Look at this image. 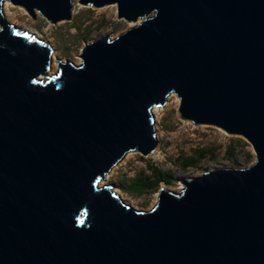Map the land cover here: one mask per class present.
Listing matches in <instances>:
<instances>
[{"label": "water", "instance_id": "water-1", "mask_svg": "<svg viewBox=\"0 0 264 264\" xmlns=\"http://www.w3.org/2000/svg\"><path fill=\"white\" fill-rule=\"evenodd\" d=\"M4 1L71 19L70 0H0V264H264V0H78L138 21L51 75L50 45L7 23ZM170 93L255 160L138 210L99 182L154 150L151 109Z\"/></svg>", "mask_w": 264, "mask_h": 264}, {"label": "rangeland", "instance_id": "rangeland-1", "mask_svg": "<svg viewBox=\"0 0 264 264\" xmlns=\"http://www.w3.org/2000/svg\"><path fill=\"white\" fill-rule=\"evenodd\" d=\"M9 3V2H8ZM71 19L55 24L47 22L35 13L30 17L21 7L11 6L5 20L20 32L47 42L52 51L48 75L57 71L55 60L80 62V47L91 40L108 35L113 38L133 26L136 21L116 17V7L108 4L93 8L70 0ZM43 78V75H39ZM178 98L168 94L163 106L153 110V127L156 145L146 156L129 151L106 173L99 184L109 185L123 202L138 210H148L156 202L158 189L179 191L181 180L220 167L243 168L255 160L250 144L239 135H231L213 125H194L181 119L177 113ZM200 154H202L201 157ZM197 159L195 166L181 167L185 157ZM149 166H155L169 174V183L159 182L153 191L136 190L129 185L148 176Z\"/></svg>", "mask_w": 264, "mask_h": 264}, {"label": "trees", "instance_id": "trees-1", "mask_svg": "<svg viewBox=\"0 0 264 264\" xmlns=\"http://www.w3.org/2000/svg\"><path fill=\"white\" fill-rule=\"evenodd\" d=\"M202 154H200L199 157H201ZM197 159L194 157H185V159L181 162V167L186 166H195ZM149 175L144 176L143 178H140L138 180L133 181L131 185H129V188L132 189L135 188L136 190L141 191H153L159 184V182L169 183L170 177L169 174L161 170L155 166H149Z\"/></svg>", "mask_w": 264, "mask_h": 264}, {"label": "bare ground", "instance_id": "bare-ground-1", "mask_svg": "<svg viewBox=\"0 0 264 264\" xmlns=\"http://www.w3.org/2000/svg\"><path fill=\"white\" fill-rule=\"evenodd\" d=\"M9 6H11L10 5V3H8L7 1H4L3 3H2V16L4 17V19L5 18H7L8 17V15H9V12L11 11L10 10V8H9ZM51 55H52V53H51ZM50 55V56H51ZM50 70V67H49V69H48V71ZM171 94V93H170ZM157 108L156 107H153L152 109H151V111L153 112V110L155 111ZM106 175V174H105ZM106 177L104 176V178L103 179H105ZM102 179V180H103ZM101 180V181H102Z\"/></svg>", "mask_w": 264, "mask_h": 264}]
</instances>
